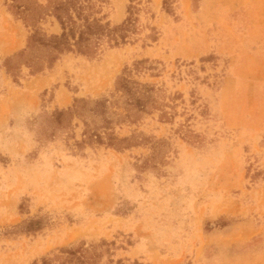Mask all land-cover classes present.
Instances as JSON below:
<instances>
[{
    "label": "rangeland",
    "instance_id": "374dc122",
    "mask_svg": "<svg viewBox=\"0 0 264 264\" xmlns=\"http://www.w3.org/2000/svg\"><path fill=\"white\" fill-rule=\"evenodd\" d=\"M48 1L0 0V264H264V0H62L90 56Z\"/></svg>",
    "mask_w": 264,
    "mask_h": 264
},
{
    "label": "trees",
    "instance_id": "16d2710c",
    "mask_svg": "<svg viewBox=\"0 0 264 264\" xmlns=\"http://www.w3.org/2000/svg\"><path fill=\"white\" fill-rule=\"evenodd\" d=\"M74 1L76 0H72V3ZM48 3H53L57 5L56 11L52 12V16L56 19L61 30L60 35L53 34L50 36V38L52 39V42H50L52 49L56 50L60 55H68L75 52L79 55L90 56L89 53L91 36L97 35L96 31L101 30L102 26H100L98 22L89 23V21L85 19L84 25H82L81 27H75L76 22L73 18L71 21V25L68 26L67 23H65L61 17V13L67 15V11H65L66 8L63 5L64 3L62 2V0H49ZM74 12L77 14V17H79V13H77V11ZM68 19L71 18L68 17ZM27 41L28 43L29 41H32V35L28 37ZM71 41L72 43H70ZM55 61L56 60H52L53 63ZM65 253L71 254L72 256L77 254L76 252ZM33 264L38 263L34 262ZM41 264H50V261L46 258H43L41 259Z\"/></svg>",
    "mask_w": 264,
    "mask_h": 264
}]
</instances>
